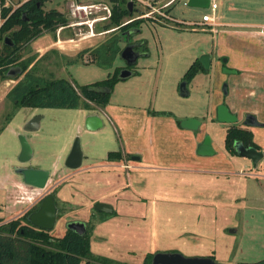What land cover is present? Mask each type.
<instances>
[{
  "label": "rangeland",
  "instance_id": "374dc122",
  "mask_svg": "<svg viewBox=\"0 0 264 264\" xmlns=\"http://www.w3.org/2000/svg\"><path fill=\"white\" fill-rule=\"evenodd\" d=\"M188 1L180 0L175 6L173 15L178 20L195 23L205 14H213L210 9L189 7ZM73 2L71 0L64 13L70 25L59 29L55 35L43 34L41 38L49 37L37 45L48 44L49 50L43 57L37 56L28 71L35 66L33 72L47 80L64 78L78 87L103 82L114 69L99 67L92 62L91 55L78 63L70 62L80 51L100 46L121 30L115 32L118 28L113 27L107 30L112 18L93 24L95 16L73 17ZM77 3L112 6L110 0H78ZM216 3L220 7L216 14L221 24L240 25L244 27L237 28L241 31H249V26L264 30V0H216ZM229 4L233 5L231 9ZM54 7L46 3L44 9ZM133 17L124 18L122 27ZM2 21L0 19V27ZM92 27L96 37L78 44L81 50L76 55L61 54L60 49L72 53L75 46L63 41H79L91 34ZM140 28L134 40L146 41L150 55L139 59L136 76L115 84L110 103L147 109L156 114L169 111L179 121L188 115L208 118L212 105L225 99L226 82H223L230 74L225 70L228 67H223L226 65L224 59L217 66L216 74L201 72L188 83V97L181 96L179 88L196 60L210 52L217 35L167 21H144ZM34 42L22 51L23 59L34 55ZM124 66L126 62L119 57L115 68ZM17 82L6 79L0 83V225L24 217L45 196L53 193L59 214L55 229L49 234L61 238L67 232V223L86 222L91 228V255L108 260L110 264H143L147 255L160 253H176L186 258L214 257L218 264L254 263L264 259V160L254 168L250 160L226 152L228 130L225 126L207 120L206 136L211 138L218 156L230 155L227 154L226 163L211 167L192 164L187 171L156 164L153 170L134 173L131 179L119 169L83 175L81 168L73 171L65 165L75 140H81L84 155L88 141L93 147L106 143L116 150L119 138L114 128L106 119L105 126L96 134L86 128V119L99 111L97 105H93L87 117L82 109L16 110L6 99V93ZM36 116L42 117L40 130L25 132L26 124ZM255 134V140L264 150V128H258ZM21 136L27 138L33 151V158L26 166L19 161ZM181 146L166 141L165 157L177 149L182 153ZM86 164L84 161V166ZM27 167L51 173L52 180L46 189L24 183L16 170ZM85 177L90 184L85 183ZM3 183H7L5 192L2 191ZM98 202L111 205L115 213H97Z\"/></svg>",
  "mask_w": 264,
  "mask_h": 264
},
{
  "label": "trees",
  "instance_id": "16d2710c",
  "mask_svg": "<svg viewBox=\"0 0 264 264\" xmlns=\"http://www.w3.org/2000/svg\"><path fill=\"white\" fill-rule=\"evenodd\" d=\"M51 0H26L14 12L5 9L0 14L3 24L0 27V83L6 79L17 80V84L9 91L6 99L14 108L31 109H66V110H93V105L106 107L110 102L111 94H100L91 91L92 87L114 88L119 82L120 68L115 63L123 50L122 44L134 31L141 32L144 21H136L122 27L124 18L134 16L128 8L129 0H110L113 6V16L107 30L118 28L120 34L115 33L105 43L96 48H86L80 51L75 60L78 63L85 56L91 55L92 62L99 67L114 73L103 82L78 87L67 79L47 80L37 75L35 66L28 71L37 59L33 55L23 59L22 51L32 42L38 40L44 33L57 34L60 28L69 26L65 14L58 10H45V5ZM135 12V11H134ZM9 36L13 46L6 45L5 39ZM15 68L22 70V75L16 78L8 76ZM28 71V72H27ZM206 72L205 67L197 60L187 71L184 80L190 83L199 73ZM24 76L21 80H19ZM12 117H10L11 119ZM181 125V122H179ZM246 148H262L255 142L254 134L249 129L232 125L228 128L225 149L232 156H239L237 145ZM121 152H110L108 161L122 159ZM240 157V156H239ZM57 204V203H56ZM40 204L24 217L0 225V264H110L108 260L94 258L90 248V229L87 234L80 236L68 230L61 238L51 236L47 231L33 227L28 217L38 210ZM153 254L146 256L143 264H153ZM214 259V257H212ZM238 264H264V259L254 263L241 262Z\"/></svg>",
  "mask_w": 264,
  "mask_h": 264
},
{
  "label": "crops",
  "instance_id": "0c3cea01",
  "mask_svg": "<svg viewBox=\"0 0 264 264\" xmlns=\"http://www.w3.org/2000/svg\"><path fill=\"white\" fill-rule=\"evenodd\" d=\"M25 1L26 0H23L22 2ZM48 3H52L55 5V7L46 9L47 11L55 9L64 14L70 7L69 4L71 3V0H63L62 2L59 0H51ZM229 5V8L231 9L233 5ZM219 8L220 7L218 6L216 13L218 12ZM219 18L220 17H218V19ZM218 23L220 25L216 27L217 31L209 32L217 35L212 49L210 52L203 53L201 57L204 55L210 56V68L209 70L206 69L208 73L214 72L216 74L217 66L219 63L223 62V59H226L227 63L223 67L227 66L229 70L235 71V74H230L227 79H224L223 84L226 82L227 87L225 99L216 101L212 105L210 116L208 118L202 119L195 115H188L184 116L179 121V118L169 111H158L160 114H156L151 110H137L126 105H112L110 102V104H108L105 109L96 107L99 110L96 112V115L103 119L104 126L106 119L107 124L109 125L110 123V125L114 128L115 133L118 135L119 148L114 150L112 146H108L106 143H104L105 145L101 143L97 147H93L88 141L86 143V156L84 155V160L81 167L83 175H90L91 173L97 172L108 173L112 172L114 169H119L120 173L125 172L127 178L131 179L133 178L134 173L136 174L139 172L153 170L157 166L156 164H158V166L168 165L169 168L176 171H187L188 169H191L190 165L192 164L195 166L211 167L221 162L226 163L228 161V153H222L221 156H218V150L214 144L213 147L216 152L214 156L203 157L197 154L198 145L203 142L205 136L207 135V120L210 122H218L217 108L221 104H226L230 111L238 116V123L244 122V125L241 127L252 131L255 140V131H257L258 128H264V126L249 127L246 125L245 120L247 116L252 115L256 117L260 124H264V30H256V27L258 26H249V31H241L237 29L244 28L240 27V25H223L219 21ZM202 32L208 33V31L203 30ZM48 37L49 36L40 38L32 45V48L34 49V55H37L38 58L43 57L44 53L49 50V47H47L48 44H37L41 40ZM81 42L77 41L72 43L69 41H63V43L74 44L75 46H73L71 49L72 53H66L65 49H60L61 54L66 56H74V54L76 55L81 50L80 45H78ZM50 46L54 45L51 44ZM149 55L150 54L148 53L144 57ZM197 60L200 61V59ZM9 91L6 93V96ZM84 112L85 116L90 115L89 111L85 110ZM187 119L199 120L201 122L200 129L198 131H191L182 128L179 122ZM222 125L225 126L227 130L231 126L228 124ZM98 131H95L94 134H96ZM166 141L180 143L182 145V153L181 151H177L180 149H177L172 155L165 157L164 154L166 153ZM255 142L257 143L256 140ZM258 145L261 147L260 144ZM261 151L264 152L263 149ZM110 152H121L123 157L121 160L110 162L108 161V155ZM137 157L139 160H136ZM84 161H87L86 166H84ZM100 161H104L105 163ZM55 173L56 172L53 174ZM86 178L87 177L84 178L85 183H89L87 180L88 178ZM50 180H52L51 176ZM96 184H99V182ZM6 185L7 183H3V185H1L3 192L7 190L5 188ZM114 213L115 210L112 214ZM100 214L110 215L106 213ZM86 224L88 226V223Z\"/></svg>",
  "mask_w": 264,
  "mask_h": 264
},
{
  "label": "water",
  "instance_id": "95a60500",
  "mask_svg": "<svg viewBox=\"0 0 264 264\" xmlns=\"http://www.w3.org/2000/svg\"><path fill=\"white\" fill-rule=\"evenodd\" d=\"M188 6L192 8H201L208 9L210 7V0H189ZM128 8L130 13H134V3L129 2ZM133 33H138L134 31ZM6 45L13 46L11 38L7 37L5 39ZM144 54H140L134 51V45L125 47L120 57L127 63L128 67L136 66L138 60L144 57ZM200 62L203 64L205 69L209 70L210 68V56L204 55L201 57ZM224 63H227V60L224 59ZM226 72L229 74H235V71L225 68ZM22 70L20 68H15L11 70L8 74L11 78H16L18 75H22ZM136 71L125 68L120 71L118 79L120 81H127L128 79L136 76ZM91 91L100 93L103 95L111 94L112 88L110 87H92ZM226 92L227 87L224 86ZM180 94L183 97L189 96L188 83L182 82L180 85ZM42 117L36 116L31 119L25 126L24 130L27 133H34L40 130ZM217 121L222 124L236 125L239 121V118L236 114L232 113L229 107L226 104H221L217 108ZM245 123L249 127H261L264 124H260L256 117L249 115L246 117ZM201 122L197 119H187L181 122V127L186 130L198 131L200 129ZM104 127L103 119L98 115H91L86 119V128L95 132ZM21 141V153L19 161L21 164L29 163L33 158L32 148L25 136L20 137ZM239 156L242 158L249 159L253 162L254 168L264 159V152L259 151L255 148H246L242 144L237 145ZM197 154L203 157H211L216 154L212 140L209 136H205L204 141L200 143L197 147ZM84 160V153L81 147V140L77 138L73 144V147L70 151L69 156L66 160V167L70 170H79L82 167ZM136 160H139L137 157ZM16 173L22 176L24 183L27 186L44 190L47 188L51 173L49 171L34 169V168H19L16 170ZM95 210L100 213L112 214L114 209L111 205L98 203L95 206ZM59 214V208L56 204V199L53 193L48 194L44 197L41 202L40 208L31 213L28 217L30 224L39 230H44L51 232L55 229L57 223V217ZM67 229L74 231L80 236H85L88 231V226L86 222L83 221H72L67 223ZM153 264H218L215 259L211 257L207 258H186L181 254L176 253H160L156 254L153 258Z\"/></svg>",
  "mask_w": 264,
  "mask_h": 264
},
{
  "label": "built area",
  "instance_id": "2783aa9c",
  "mask_svg": "<svg viewBox=\"0 0 264 264\" xmlns=\"http://www.w3.org/2000/svg\"><path fill=\"white\" fill-rule=\"evenodd\" d=\"M78 0H74L72 3V16L75 18L78 17H92V23H101L109 21L113 16V6L107 4H89L83 5L77 3ZM180 0H129V2L134 3V17L130 19L125 25H129L136 21H151L152 23H160L162 21H167L171 23H177L180 25L194 26L202 29L203 31L216 32V27L220 24L218 23L219 19L216 16V11L218 5L216 0H210L209 9L212 11V15L206 14L202 17L200 22H186L180 21L173 15V10L177 3ZM24 2H19V0H0V14L5 9H11L13 12L17 10ZM4 22V21H2ZM70 25V24H69ZM68 27V26H67ZM66 28V27H64ZM62 29V28H60ZM100 35H104L100 34ZM93 27L92 32L89 36L81 38L79 42L95 38ZM69 42H77L71 40Z\"/></svg>",
  "mask_w": 264,
  "mask_h": 264
},
{
  "label": "flooded vegetation",
  "instance_id": "af4514ba",
  "mask_svg": "<svg viewBox=\"0 0 264 264\" xmlns=\"http://www.w3.org/2000/svg\"><path fill=\"white\" fill-rule=\"evenodd\" d=\"M133 35V36H132ZM134 35H136V33H133L131 34L128 38H126L124 40V44L125 46L123 47V49L127 46H130V45H134V51L137 52V53H140V54H144V55H147L149 52H148V47H147V42L146 41H143V40H140V41H135L134 40ZM202 64V63H201ZM203 65V64H202ZM125 68H130L132 70L135 71V68L136 66H133V67H128L127 66V63H126V66H124L123 68H120V71L125 69ZM244 123V122H243ZM232 126V125H231ZM239 127V126H238ZM241 127V126H240ZM242 128V127H241ZM246 129V128H244ZM204 141V140H203ZM21 165H24L26 166V164H21ZM28 168V167H27ZM43 201V199L40 201V205H41V202ZM40 208V207H39ZM37 211V210H36ZM35 212V211H33ZM32 212V213H33ZM58 218V217H57Z\"/></svg>",
  "mask_w": 264,
  "mask_h": 264
},
{
  "label": "bare ground",
  "instance_id": "6f19581e",
  "mask_svg": "<svg viewBox=\"0 0 264 264\" xmlns=\"http://www.w3.org/2000/svg\"><path fill=\"white\" fill-rule=\"evenodd\" d=\"M92 41V40H91ZM93 42V41H92Z\"/></svg>",
  "mask_w": 264,
  "mask_h": 264
}]
</instances>
